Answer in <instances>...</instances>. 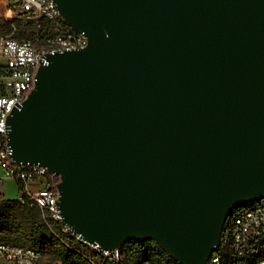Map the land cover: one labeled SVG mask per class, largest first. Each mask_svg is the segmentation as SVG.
I'll return each instance as SVG.
<instances>
[{"label":"water","instance_id":"water-1","mask_svg":"<svg viewBox=\"0 0 264 264\" xmlns=\"http://www.w3.org/2000/svg\"><path fill=\"white\" fill-rule=\"evenodd\" d=\"M50 1L87 43L39 63L8 160L46 170L87 243L207 264L230 212L264 199V0Z\"/></svg>","mask_w":264,"mask_h":264},{"label":"built area","instance_id":"built-area-1","mask_svg":"<svg viewBox=\"0 0 264 264\" xmlns=\"http://www.w3.org/2000/svg\"><path fill=\"white\" fill-rule=\"evenodd\" d=\"M3 18L12 33L18 30V34H29L31 39L0 35V199L2 181L13 182L17 190L15 200L37 208L50 234L64 249L87 260L82 250L69 244L73 241L105 263L125 264L119 248L100 249L62 224L56 207L54 179L44 168L14 165L8 160L6 118L31 90L37 66L48 54L82 49L86 37L67 25L50 0H4ZM13 21L17 22L16 27ZM0 263L64 264L57 259H46L41 250L6 241H0ZM140 264L162 263L147 258ZM207 264H264V199L231 211L223 224V238Z\"/></svg>","mask_w":264,"mask_h":264},{"label":"trees","instance_id":"trees-1","mask_svg":"<svg viewBox=\"0 0 264 264\" xmlns=\"http://www.w3.org/2000/svg\"><path fill=\"white\" fill-rule=\"evenodd\" d=\"M1 190L0 241L41 250L50 259L60 260L64 264H81L82 257L64 249L52 237L37 208L21 205L15 199L7 200L3 189ZM220 241L221 237L219 244ZM69 244L78 249H85L73 241H69ZM119 249L125 258V264H140L147 258L156 263L177 264L151 240H128Z\"/></svg>","mask_w":264,"mask_h":264},{"label":"rangeland","instance_id":"rangeland-1","mask_svg":"<svg viewBox=\"0 0 264 264\" xmlns=\"http://www.w3.org/2000/svg\"><path fill=\"white\" fill-rule=\"evenodd\" d=\"M4 10L0 14V35L5 34V35H10L14 38L21 39V38H28L31 39V35L26 34V35H21L18 34V30H16L14 33H12L11 26L5 22L3 18ZM12 24L16 27L17 22L13 21ZM3 191H4V197L7 200H13L16 198L17 190L15 187V184L11 181L8 180H3ZM221 238H223V232L220 235ZM84 252V254L87 256V260L82 259L80 261L81 264H108L103 262L102 260L98 259L96 256H94L91 252H89L86 249H80ZM45 258L48 259L49 257L45 255ZM4 264V263H0Z\"/></svg>","mask_w":264,"mask_h":264},{"label":"crops","instance_id":"crops-1","mask_svg":"<svg viewBox=\"0 0 264 264\" xmlns=\"http://www.w3.org/2000/svg\"><path fill=\"white\" fill-rule=\"evenodd\" d=\"M3 10H4V0H0V14L3 12Z\"/></svg>","mask_w":264,"mask_h":264}]
</instances>
